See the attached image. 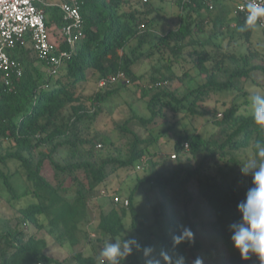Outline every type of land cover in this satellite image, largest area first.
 I'll return each mask as SVG.
<instances>
[{"label": "trees", "instance_id": "trees-1", "mask_svg": "<svg viewBox=\"0 0 264 264\" xmlns=\"http://www.w3.org/2000/svg\"><path fill=\"white\" fill-rule=\"evenodd\" d=\"M79 1L83 36L73 52L66 43L60 44V31L68 22L59 8L48 0L40 6L50 32L59 37H54L58 51L71 52L57 73L30 46L10 53L21 66L20 76L11 72L7 78L0 71V182L11 200H33L19 210L15 225L0 226V264H71L47 254L49 237L61 246L69 244L74 248L75 264H97L98 257L83 252L81 225L97 208L92 204L94 195L119 170H146L126 199L129 205L119 196L123 201L116 203L117 195H113L111 208L101 210L94 230L98 234L96 241H123L125 221L131 220V228L142 239L141 248L134 249L121 264H142L139 255L145 248H152L157 238L162 240L163 252L196 264L204 245L195 238L198 223L190 212L192 183L197 184L198 194L213 210V228L227 257V262L222 263L260 264L256 256L242 259L231 241L229 228L241 219L237 205L252 186L251 176L241 171L244 162L240 151L250 150L258 162L262 158L257 155V144L264 145V128L254 123L252 114L241 112L245 102L232 104L220 115L216 110L209 112L218 128L217 136H180L174 145L179 160L169 173L158 170L160 165L153 160L156 153L152 147L159 146L171 131L162 129L169 114L202 113L197 111V104L212 93L244 96L247 85L264 89V46L262 50L250 47L256 30L263 37L264 30L256 26L240 31L246 17L235 15L236 7L222 5L219 0H215L213 10L205 0H176L181 21L165 35L154 31L159 9L153 0ZM221 36L223 40L219 42ZM241 41L248 44L246 51H233L231 47ZM145 62L152 63V67L140 99L150 116L132 110L128 119L115 124L120 136L117 142L103 135L84 138V127L95 125L105 103L126 87L140 89L135 85L142 79L137 71ZM121 73L129 84L112 82ZM91 80L98 84L105 81V85L87 96L86 84ZM185 144H189L188 150ZM98 145L111 154H103ZM185 151L199 159L196 166H184L180 157ZM10 164L17 166L16 171L9 168ZM19 171L28 183L22 194L12 184ZM244 180L251 185L240 186ZM153 188L163 199L152 206L153 223L149 224L150 219H140L135 194ZM180 205L185 207L183 212L178 209ZM168 209L176 212L173 236L189 227L194 241L174 246L173 237H167L160 221ZM28 226L33 227L32 232L26 231ZM85 238L93 242L90 236Z\"/></svg>", "mask_w": 264, "mask_h": 264}, {"label": "rangeland", "instance_id": "rangeland-1", "mask_svg": "<svg viewBox=\"0 0 264 264\" xmlns=\"http://www.w3.org/2000/svg\"><path fill=\"white\" fill-rule=\"evenodd\" d=\"M61 0H48V2L58 3ZM154 5L159 9L155 14L156 16V25L154 31L159 35H165L170 30H175L180 21H181V10L178 7L176 0H153ZM216 14V12L214 13ZM260 31L256 30V33L250 43V47H256L258 50H262L264 46V37L259 33ZM51 36L54 40V37H58L56 33L51 32ZM206 39L207 36L202 37ZM56 39V38H55ZM223 37H219L218 41L221 42ZM248 47V44L243 43L242 41L238 44H234L231 49L233 51L245 52ZM249 47V48H250ZM11 51L9 52V54ZM156 62H154L155 64ZM152 63L145 62L140 66L137 71V75L142 76V79L139 80L135 85H138L140 89L132 90L129 87L118 96L114 97L111 101H108L103 105V112L98 118L95 125H91L87 129V126L84 127L83 131L84 138H92L95 135H103L114 142H117L120 139V136L115 128L117 122L125 121L131 116L132 110H135L139 115L144 117H149L150 113L148 112L146 103L140 99L141 98V89L144 87L145 82L148 80ZM179 68V67H178ZM177 68V69H178ZM182 74L183 70H177ZM201 80V79H199ZM202 81V80H201ZM101 83L91 80L86 84L87 96H90L95 91L99 89ZM246 95L240 94L239 96L235 94L228 93H212L210 96L206 97L204 101H200L197 104V111L202 113L192 114H169L167 124L162 128L168 131L167 136L160 142V145L157 147H152V152L156 153V157L153 159L155 162L159 163L158 170H163L166 173L171 172L177 166L179 158H174L176 155L174 145L180 136L185 134L195 135L201 134L203 137L209 139L213 136H217L218 128L212 123V117L209 112L216 110L218 115L223 114L232 104H241V112L252 114V108L249 103V96L254 93H259L264 95V89L260 87H254L252 85L246 86ZM220 116H218L219 118ZM222 118V117H220ZM103 154H111L109 150L105 147L100 148V145L97 146ZM240 157L245 163H256L254 160V155L250 150L240 151ZM184 163V166H196L199 162L198 158L191 157L188 151H185L180 157ZM9 168L12 171H16L17 166L10 164ZM146 168V166L144 167ZM145 171H136V172H126L124 170H119L118 172L111 175L108 184L105 188L98 191L94 197L92 204H95L97 208L90 213L89 220L81 225L82 227V244L83 252L86 256H99L100 250L103 248L104 244L107 241L114 239H106L105 243L96 241L98 234L94 231L99 223V217L101 210H109L111 208L112 202L111 197L113 195L119 196L121 199L126 200L132 193V190L137 185V179L144 175ZM12 184L19 194H22L27 188L28 183L24 177V173L20 172L12 180ZM251 185L250 182L244 180L240 184ZM189 192L192 195V206L190 212L192 214L193 221L198 223V226L195 229V238L199 239L204 248L198 253L199 261H202V264H223L224 261L227 262L226 252L222 245V242L213 228V210L208 205L207 201L198 194V187L196 183H192L189 186ZM10 194L7 191L5 185L0 182V226L3 225H15L17 222V216L19 215V210L33 200L31 198H23L20 201L11 200ZM162 197L158 189H151L149 192L140 191L135 194V200L137 201V207L140 215V219L147 220L150 219L149 224L153 223L152 217V206L159 205L162 202ZM178 209L183 212L185 207L180 205ZM176 212H172L170 209L167 210L166 216L163 217L160 221L164 225V230L168 238L173 237L174 233V215ZM126 232L123 235L127 238H134L138 243L142 239L136 234V232L131 228V220L128 218L125 221ZM27 232H32L33 227L28 226ZM86 235L92 238L93 242L89 243L86 240ZM102 239V237H101ZM120 240L121 239H117ZM49 249L47 254L57 261L69 260L71 264H75L73 261V255L75 250L69 244H64L63 246L56 243L53 238H48ZM122 242V241H121ZM162 240L157 238L153 241V251L149 255H145V252H142L139 255V259L142 264H147V261L152 257H159L163 252L162 250ZM223 262V263H222ZM161 264H164V261H161Z\"/></svg>", "mask_w": 264, "mask_h": 264}, {"label": "built area", "instance_id": "built-area-1", "mask_svg": "<svg viewBox=\"0 0 264 264\" xmlns=\"http://www.w3.org/2000/svg\"><path fill=\"white\" fill-rule=\"evenodd\" d=\"M205 2L210 10L214 9L215 0H205ZM248 2L249 0H239L234 14L246 17ZM258 2L264 3V0H258ZM45 4L46 0H0V71L5 72L7 78L11 72L18 76L22 74L20 64L10 56V51L30 46L41 60L52 66L53 73H57L64 60L69 58L70 53L75 50L77 41L83 36V18L79 0H61L50 4L57 6L68 22L60 31V44L66 43L71 52L67 50L59 52L58 45L52 39L47 26L46 13L40 7ZM257 26L264 30V21L258 22ZM120 80L129 84V80L122 73L117 78H113L112 82ZM9 81V79L6 80L7 83ZM100 85L104 86L105 81H102ZM188 149L189 144H185V150ZM173 157L176 158V155ZM121 201L123 200L115 196L116 203ZM124 204L128 206L129 201L124 200Z\"/></svg>", "mask_w": 264, "mask_h": 264}, {"label": "clouds", "instance_id": "clouds-1", "mask_svg": "<svg viewBox=\"0 0 264 264\" xmlns=\"http://www.w3.org/2000/svg\"><path fill=\"white\" fill-rule=\"evenodd\" d=\"M247 15L244 25L240 31H246L264 21V3L258 0H249L246 5ZM249 103L252 108V119L257 126L264 128V95L254 93L249 96ZM257 155L262 158L256 163H245L241 169L245 175L252 178V186L248 188L245 199L238 205L241 219L232 223L229 228L232 233L231 241L234 247L239 250L242 259L248 260L256 256L260 264H264V145L257 144ZM189 241H194V233L191 228L184 227L179 235L173 236L174 246ZM141 245L134 238L107 241L99 252L97 264H121L128 256L133 254L134 249L139 250ZM153 250L145 248V255ZM187 264L185 257L172 256L164 251L159 257H152L147 264ZM202 264V261H196Z\"/></svg>", "mask_w": 264, "mask_h": 264}, {"label": "crops", "instance_id": "crops-1", "mask_svg": "<svg viewBox=\"0 0 264 264\" xmlns=\"http://www.w3.org/2000/svg\"><path fill=\"white\" fill-rule=\"evenodd\" d=\"M222 5L235 7L239 0H219ZM52 4V2H49Z\"/></svg>", "mask_w": 264, "mask_h": 264}]
</instances>
